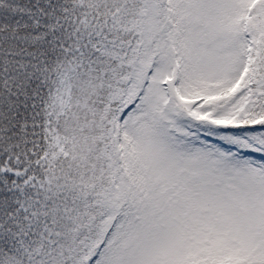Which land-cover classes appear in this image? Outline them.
I'll return each instance as SVG.
<instances>
[{
    "label": "snow or ice",
    "instance_id": "obj_1",
    "mask_svg": "<svg viewBox=\"0 0 264 264\" xmlns=\"http://www.w3.org/2000/svg\"><path fill=\"white\" fill-rule=\"evenodd\" d=\"M0 264H264V0H0Z\"/></svg>",
    "mask_w": 264,
    "mask_h": 264
}]
</instances>
